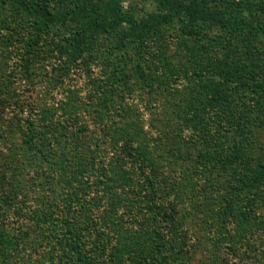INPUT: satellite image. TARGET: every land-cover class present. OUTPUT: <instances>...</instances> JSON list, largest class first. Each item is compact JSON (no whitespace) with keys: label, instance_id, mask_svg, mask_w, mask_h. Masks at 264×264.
Wrapping results in <instances>:
<instances>
[{"label":"trees","instance_id":"trees-1","mask_svg":"<svg viewBox=\"0 0 264 264\" xmlns=\"http://www.w3.org/2000/svg\"><path fill=\"white\" fill-rule=\"evenodd\" d=\"M154 2L156 10L137 17L123 8L122 0H74L72 6L62 9L49 8L35 0H0L1 4H14L27 11L31 17L29 25L37 34L42 30L72 25L70 30L62 31L65 37L62 42L66 47L65 66L69 72L78 67L87 48L98 46L97 52L102 46L113 54L115 65L124 62L123 54L130 48L134 53L133 63L139 78L155 83L156 87L160 86L157 83L163 79L167 83L165 67H168L169 61L160 48L148 53L146 43L152 35L171 26L175 20L184 23L183 32L187 34H200V31L214 27L236 38L238 44L226 46L228 51L224 48L222 55L210 50L216 56L207 57L206 62L212 64L194 71L205 73V79L198 80L194 86L192 81L188 86L189 91L175 90V78L169 83L171 92L186 94V101L190 100L191 104L196 101L201 108L209 105L211 92L214 99L219 100L211 104L217 115L208 118L215 133L214 140L200 143L203 138L199 130L204 127L202 124L206 119L200 126L194 124V132L191 133V129L188 136L180 138L184 150L180 154L176 153L172 162L180 161L179 168L191 170L190 174L197 179L200 173L206 175L207 171L234 169L232 179L228 181L224 222L244 223L245 235L251 238L252 230L257 231L264 226V217L256 212L260 188L264 186V160L259 154H250L257 148L253 150L257 139L251 126H255L256 122L260 125L264 123V0ZM35 55L33 47L27 51L26 59L30 66L34 63ZM92 56L96 57L94 54ZM198 59L196 56L195 61ZM118 66L110 71L113 79L110 81L112 88H109L113 94V88L129 81L116 76L123 71ZM62 75L60 72L57 80L63 83L65 77ZM193 90L202 93L200 99ZM66 91L63 98L57 99V103H49L44 108L35 106V109H27L28 106H18L20 100L14 98L11 110L5 109L6 91H0V139L9 145L19 139L14 154L19 160H12V163L21 165L9 163L10 167L4 169L5 176L2 178L0 175V205L11 200V190H5L6 183L11 187L13 197L21 192L23 210L32 215L25 226H31L33 235L36 234L38 239L43 237L48 246L49 260H42L40 264H99L100 248L113 246L112 240L108 239V231L120 232L124 225L131 226L137 221L133 216L130 217L133 208L127 200L134 183L140 186L143 196L148 200L153 198L154 202L149 203L153 221L160 216L159 222H163V218H170L175 210H181L175 200L179 197L174 196L169 200V212H164L160 204L162 194L157 187L160 177L155 179V168L149 169L152 167L150 156L156 151L155 143L162 146V140L170 138L169 130L150 128L148 130L153 138H149L146 131L136 128L134 131L125 118L115 124L114 115L124 110L120 103L113 104L110 93L102 96V92L97 90L94 100L85 101L78 100L72 91ZM13 110L20 113L21 117L16 116ZM29 112L34 113V118H28L25 122ZM174 112L179 115L176 108ZM185 118L192 120V115L188 114ZM89 120L99 125L98 136L88 131ZM243 148L249 149V153ZM167 153L174 154L171 151ZM248 156L256 158L255 163L250 164ZM159 174L167 181L161 172ZM109 181L117 182L118 186ZM199 182L204 188V184ZM194 187L197 191V186ZM243 194L245 197L250 194L252 198L247 203L236 205ZM125 199L130 204H121ZM188 206L182 222L185 216L197 215V208L190 210ZM124 208L129 209V215L123 211ZM8 214L7 210L4 211V218L0 217V220H6ZM214 216L213 213L209 218L212 222H205L204 225L213 226L212 223L216 221ZM175 231L183 233L172 240L167 250L161 244L164 237L162 230L154 227L150 251L140 247L141 243L131 232L133 237L126 240L129 245L124 242V252L134 264H140L141 261L145 264H184L182 256L190 249L192 235L188 238V233L192 232L188 228ZM217 235H213L212 239L218 238ZM17 238L3 229L0 244L7 250V246ZM223 239L227 243L233 242L225 236ZM52 251L54 253L51 256ZM255 255L256 260L250 264H257L259 260L260 264H264V245Z\"/></svg>","mask_w":264,"mask_h":264},{"label":"rangeland","instance_id":"rangeland-1","mask_svg":"<svg viewBox=\"0 0 264 264\" xmlns=\"http://www.w3.org/2000/svg\"><path fill=\"white\" fill-rule=\"evenodd\" d=\"M35 1L54 9L68 8L74 2V0ZM122 2L123 8L137 17L146 16L157 9L154 0H122ZM30 22L31 17L21 7L0 3V91H6L7 107L5 106V109L11 110V106H14V98L20 100L17 103L18 106H25V108L28 106L27 109L35 106L44 108L49 103H57V99L63 98L67 89L72 91L78 100L84 99L85 101L94 100L97 97L96 91L100 90L102 96L110 93L113 104L120 103L124 110L121 112L122 114L118 112L123 118L117 114L114 115L115 124L125 118L134 131L135 128L138 131H146L149 138H153L148 130L150 128L169 130L170 138L162 140V146L155 143L156 151L150 156L152 167L149 169L155 168L154 170L157 172L155 179L160 177L157 179V187L162 194L160 204L163 206L164 212H169V209L167 210L169 200L174 196L179 197L175 200L180 205L181 210H175L170 218L162 217L163 222H159L160 216L153 221L149 212V203L152 204L153 198L148 200L147 197L143 196L140 186L134 183L131 187L133 191L127 195V200L132 203L130 206L133 208L130 217L133 216L134 220L137 221H134L131 226L124 225L120 232L108 231L110 237L108 239L112 240L113 246L107 245L105 249L100 248L102 250H98L99 264H134L135 262H132L130 256L124 252V242L133 237L131 235L133 232L141 243L140 247L150 251V247H153L151 236L154 227L162 230L164 237L161 244L167 250H169L172 240L181 237L183 233V231L176 233L175 229L188 228L191 230L193 234L188 233V238L192 235L189 241L190 249H187L185 253L183 251L184 264H250L256 260L255 254L260 252L264 245V226L257 231L252 230L251 238H248L244 223L224 222L223 211L227 207L228 181L232 179L234 169L207 171L206 175L200 173L197 179L191 175V170L186 171L187 168L185 167L183 170L179 168L181 167L180 161L172 162L176 153L180 154L184 150L180 138L188 136L191 129V133L194 132L195 125L200 126L204 119H206V122L202 124L204 127L199 130L203 138L200 143L214 140L215 133L208 118L215 117L217 114L215 107L211 105L212 101L215 102L216 100L212 92L209 95V105L201 108L196 101L192 104L190 100L186 101L188 98L185 97L186 94H177V91L171 92L169 83L175 78V90L189 91L188 86L192 81L194 86L198 80L205 79V73H194V71L196 69L198 71L199 67L205 69L206 65L212 64L206 62L207 57L216 56L210 50L222 55L226 46L238 44L236 38L230 37L214 27L200 31V34H187L183 32L184 23L179 22L178 19L175 20L171 26L164 27L152 35L146 43L148 53H153L154 50L160 48V52L161 50L165 52V57L167 56V61H169L168 67H165L168 81L166 83V79H163L157 83L160 86L156 87L155 83L151 84L139 78L133 63L134 53L130 48L124 52V62L119 63L120 65H115L113 54L104 50L102 46L97 52L95 50L98 46L87 48L79 60L78 67L69 72L65 66L64 52L66 47L62 42L65 38L62 31L70 30L72 25L61 26L59 29L50 31L42 30L40 34H37V31L29 25ZM32 47L36 55L32 61L34 63L30 66L26 57L27 51H31ZM93 54L96 57H93ZM196 56L199 58L197 61H195ZM113 65L115 69L118 65L119 69H123L121 74H116L117 77L129 80L125 85L113 88L114 94L109 88L111 87L110 81L113 79V75L110 74L111 69L114 68ZM62 68L65 69L64 72L61 71ZM60 72L63 74L61 77H65L63 83L57 80ZM191 77L193 79L190 81ZM151 87H154L152 91ZM193 91L195 96L200 99L202 93ZM175 108L179 115L174 112ZM5 109L4 111L8 112ZM12 112L21 117L17 111L13 110ZM188 114L192 115L190 118L192 120L185 118ZM33 115V112H29L25 122L28 118L29 120L34 118ZM231 115L234 116V113ZM200 117H202L201 120ZM87 126L90 133L98 136L99 125L89 120ZM251 128L255 131L254 138L257 139L258 143H254L253 150L257 148L250 154H259L264 160V123L260 125L259 122H256L255 126L252 125ZM2 140L0 139V175L3 178V175L6 174L4 169L10 167L9 163L13 166L21 165L12 163V160L13 162L19 160V158L14 157L18 148L17 145L20 143L19 139L12 141L11 145ZM149 141L151 142V140ZM243 150L246 153L250 151L245 148ZM170 151L174 154L167 153ZM248 157H250V164L255 163L256 158ZM168 159H170L169 165L165 167ZM6 165L8 166L6 167ZM236 170H238L237 167ZM159 172L164 175L167 181L160 176ZM136 173L137 170L134 174ZM199 181L204 184V188ZM109 182L118 186L117 182ZM194 186H197V191ZM5 190H11V200L7 201L5 205H0V217H3L4 211L9 212L6 220H0V234L5 229L10 235H16L18 238L7 246V250L3 249L0 244V264H40L42 260H49L50 255L47 254L48 246L45 239L43 237L41 239L36 238V234L33 235V228L29 225L25 226L32 215L23 210L24 201L20 195L21 192L13 197L12 189L8 183H6ZM260 191L256 212L259 216L264 217V186L260 188ZM241 196L238 203L236 201V205L247 203L248 199L252 198L250 194L248 197H245V194ZM127 200L125 199L121 204H130ZM188 205H190V210L197 208V215L185 216L184 223L181 220L188 212L186 209L189 208ZM102 207L104 208V205ZM123 211L129 215V209L124 208ZM180 211L181 214L178 215ZM213 213L216 223L214 222L212 223L213 226L207 227L204 224L205 222H212L209 218L212 217ZM156 221H158L157 224ZM213 235H217L218 238L212 239ZM224 236L233 242L227 243L223 239ZM126 243L129 245L128 242ZM53 253L54 251L51 252V256ZM259 261L257 264H260ZM175 263L181 264L178 262L173 264ZM140 264L145 263L141 261Z\"/></svg>","mask_w":264,"mask_h":264}]
</instances>
